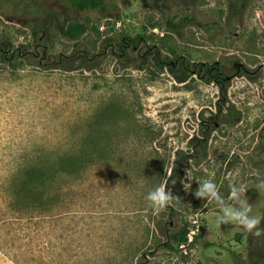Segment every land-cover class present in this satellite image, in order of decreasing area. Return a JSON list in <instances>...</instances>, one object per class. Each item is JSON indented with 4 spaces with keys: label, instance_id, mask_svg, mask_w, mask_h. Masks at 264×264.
I'll use <instances>...</instances> for the list:
<instances>
[{
    "label": "rangeland",
    "instance_id": "374dc122",
    "mask_svg": "<svg viewBox=\"0 0 264 264\" xmlns=\"http://www.w3.org/2000/svg\"><path fill=\"white\" fill-rule=\"evenodd\" d=\"M105 7L0 0V46L6 58L19 51L16 67L0 62V264H264V236L222 224L216 202L193 195L211 179L225 206H239L238 187L251 214L264 216V0H106ZM185 15L194 21L165 30ZM70 22L88 27L78 41L64 35ZM124 35L147 43L117 57L104 40ZM75 43L98 54L92 68L42 67ZM156 51L170 63L163 69L153 64ZM181 63H219L230 79L221 86L185 77ZM103 106L95 149L84 139L95 134L90 123ZM205 129L206 156L184 166ZM83 152L101 154L100 162L49 181L62 155ZM41 173L49 182L32 186L52 200L33 206L25 193L13 207V189ZM161 185L176 198L155 210L146 197ZM184 226L194 244L167 251L166 234Z\"/></svg>",
    "mask_w": 264,
    "mask_h": 264
},
{
    "label": "trees",
    "instance_id": "16d2710c",
    "mask_svg": "<svg viewBox=\"0 0 264 264\" xmlns=\"http://www.w3.org/2000/svg\"><path fill=\"white\" fill-rule=\"evenodd\" d=\"M66 4H68L70 7L75 9L79 12H87V11H104L106 9V0H62ZM160 2H165L167 0H159ZM194 21V17L185 15L181 17L177 22H174L173 20H167L165 23V30L167 32L176 33L185 28L187 25H189L191 22ZM40 25L36 24L34 29L36 30L37 27ZM88 30V27L83 22H70L68 25L65 26L64 35L66 38L72 41H78V38L83 36ZM106 45H113L116 47V51H114V54L122 58H128L130 54L136 53L137 50L139 51V47H137L139 44H145L147 43V40L142 36H135L130 37L127 35L119 36L118 38L115 37H109L104 40ZM0 46V62L7 63L11 65L12 67H16L17 63V57L15 56L16 53H18V50H14L10 57H5V51L2 50ZM73 51L68 54H60L57 56L55 60H48L46 63L43 64L44 69H60L65 71L74 70L76 68H84V69H90L92 68V63L94 62V58H98L97 55H91L87 49H81L78 46V43L74 44ZM153 48V46H152ZM24 53L23 55H25ZM112 54V51H111ZM161 53L159 51H156L154 54L153 64L155 67H160L163 69L165 65H169L170 63H165V61L161 58ZM28 60V59H27ZM40 64V63H38ZM90 65V66H89ZM181 71L186 76H192L194 73L198 74V76L201 79L206 78L207 80H212V78H221L224 79L225 75L223 73V69L220 65L217 63H213L211 65H193L192 69H188L185 67L183 63L180 64ZM202 72V73H201ZM246 75V73H244ZM221 84V83H220ZM221 86H223L221 84ZM117 105H111L110 109H116ZM105 110V107H101L99 109V112H101L99 115H96L93 118V122L90 124L92 129L91 131H94L95 134H91L90 136H87L84 141H92L93 146L96 149L98 146V140L103 138L105 127L100 121V116L103 114L102 112ZM209 137V132L203 130L201 138H194L191 141V149L193 152L189 155H184L182 162L185 166L187 164V159H193L195 162H200L201 159H203L206 156V148H207V141ZM97 144V147H96ZM82 147L86 146V144H82ZM104 148V147H101ZM201 151V155H200ZM89 154L91 158H93V162L89 158ZM101 154H98L96 152L88 153L83 152L80 154H76V156H71L69 153H65L62 155V158L59 162V167L52 171L50 179L57 175L58 173H64L68 176H74L75 174H78L80 170H85L86 166H89L94 162L95 160H98L100 162L101 158L99 157ZM188 159V160H189ZM176 167L179 168L178 163H175V169L172 170L171 175L169 177V180H172L174 175H176ZM22 172V171H21ZM47 175H44L43 173L37 174V175H30L25 181L22 186H19L18 188L13 189V192L11 193V203L12 206L16 204L15 197H19L21 194H28L31 193V196H34V200L31 202L33 206L35 205H42L45 203V195H49V200H52V196L54 193L49 192V194L46 191L39 190L37 188H34L32 185H34L35 182H41L42 184L47 180ZM48 181V182H49ZM48 184V183H47ZM168 186V183H167ZM264 217V216H262ZM261 226H264V219L261 221ZM188 230L187 227H180V229L176 232L166 234V241L163 243L164 248L167 251L176 253L178 251V247L183 245L190 247L194 244L197 237H193L192 241L188 243L189 236H187Z\"/></svg>",
    "mask_w": 264,
    "mask_h": 264
},
{
    "label": "clouds",
    "instance_id": "9594fccd",
    "mask_svg": "<svg viewBox=\"0 0 264 264\" xmlns=\"http://www.w3.org/2000/svg\"><path fill=\"white\" fill-rule=\"evenodd\" d=\"M240 189L233 187L232 195L238 203V207L224 205L223 197L219 194L216 184L211 179H205L198 185L193 195L200 199L214 200L221 208L220 222L222 224H235L255 237L264 236V226H261L262 216L253 215L252 206L241 200ZM176 197L170 191H166L163 185L154 188L147 194V201L150 207L155 210L166 208Z\"/></svg>",
    "mask_w": 264,
    "mask_h": 264
},
{
    "label": "flooded vegetation",
    "instance_id": "af4514ba",
    "mask_svg": "<svg viewBox=\"0 0 264 264\" xmlns=\"http://www.w3.org/2000/svg\"><path fill=\"white\" fill-rule=\"evenodd\" d=\"M218 65H220L219 63H217ZM237 65V64H236ZM221 66V65H220ZM238 66V65H237ZM240 70H241V66L239 67L238 66V68H236L235 69V73L237 74V73H239L240 72ZM223 71V70H222ZM224 73V72H223ZM246 73V72H245ZM225 75V74H224ZM230 78H228V77H226L225 76V78L224 79H221V78H218V79H216V78H212V82L213 83H215L216 85H224V83L226 82V81H228ZM221 83V84H220Z\"/></svg>",
    "mask_w": 264,
    "mask_h": 264
},
{
    "label": "built area",
    "instance_id": "2783aa9c",
    "mask_svg": "<svg viewBox=\"0 0 264 264\" xmlns=\"http://www.w3.org/2000/svg\"><path fill=\"white\" fill-rule=\"evenodd\" d=\"M192 241V237L190 236L188 239V243H190ZM181 247H183V245H181Z\"/></svg>",
    "mask_w": 264,
    "mask_h": 264
}]
</instances>
